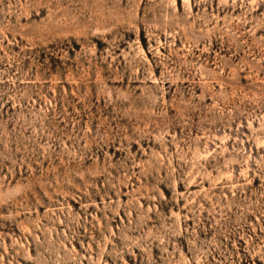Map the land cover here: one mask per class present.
<instances>
[{
	"label": "rangeland",
	"instance_id": "374dc122",
	"mask_svg": "<svg viewBox=\"0 0 264 264\" xmlns=\"http://www.w3.org/2000/svg\"><path fill=\"white\" fill-rule=\"evenodd\" d=\"M0 264H264V0H0Z\"/></svg>",
	"mask_w": 264,
	"mask_h": 264
}]
</instances>
